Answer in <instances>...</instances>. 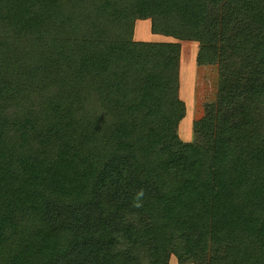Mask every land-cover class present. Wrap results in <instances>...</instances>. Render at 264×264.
<instances>
[{
  "label": "trees",
  "instance_id": "1",
  "mask_svg": "<svg viewBox=\"0 0 264 264\" xmlns=\"http://www.w3.org/2000/svg\"><path fill=\"white\" fill-rule=\"evenodd\" d=\"M136 21L260 74L221 71L183 142L179 45ZM24 38L38 63L8 53ZM173 256L264 264V0H0V264Z\"/></svg>",
  "mask_w": 264,
  "mask_h": 264
},
{
  "label": "rangeland",
  "instance_id": "2",
  "mask_svg": "<svg viewBox=\"0 0 264 264\" xmlns=\"http://www.w3.org/2000/svg\"><path fill=\"white\" fill-rule=\"evenodd\" d=\"M149 21V20H148ZM136 21L134 25V38L137 42L145 43H174L179 45V99L185 105V117L180 122L178 127V136L183 142H191L193 139L192 124L200 120L204 116L205 108L208 104L214 102L217 96L218 76L221 71H230L238 75L247 76L252 75L258 77L261 71V65H257L255 59L252 61L248 56L232 52L226 48L220 47V58L213 64H199L197 56L200 46L195 42L178 41L168 37L152 36L150 33L149 22ZM8 53H12L20 60H29L25 64L38 63V48L35 40L19 39L14 41L11 39L9 43L5 41ZM229 49V48H228ZM231 51V52H230ZM243 53V52H242ZM9 54V56H10ZM249 55V54H248ZM7 55V58L9 57ZM12 60V59H11ZM14 61V60H13ZM29 62V63H27ZM232 64L234 65H231ZM249 64L250 66H246ZM15 64V62L10 63ZM10 64H8L10 66ZM249 69L251 72L243 73L241 68ZM255 70V71H254ZM254 71V72H253ZM170 264H188L186 262H179L174 256L170 259Z\"/></svg>",
  "mask_w": 264,
  "mask_h": 264
},
{
  "label": "crops",
  "instance_id": "3",
  "mask_svg": "<svg viewBox=\"0 0 264 264\" xmlns=\"http://www.w3.org/2000/svg\"><path fill=\"white\" fill-rule=\"evenodd\" d=\"M152 36H154V35H152Z\"/></svg>",
  "mask_w": 264,
  "mask_h": 264
}]
</instances>
